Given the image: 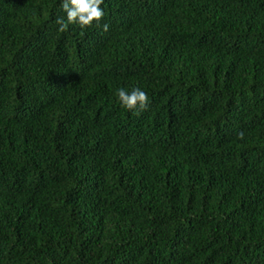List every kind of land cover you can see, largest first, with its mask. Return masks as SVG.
Masks as SVG:
<instances>
[{
  "label": "trees",
  "instance_id": "obj_1",
  "mask_svg": "<svg viewBox=\"0 0 264 264\" xmlns=\"http://www.w3.org/2000/svg\"><path fill=\"white\" fill-rule=\"evenodd\" d=\"M60 4L0 0V264H264V0Z\"/></svg>",
  "mask_w": 264,
  "mask_h": 264
},
{
  "label": "clouds",
  "instance_id": "obj_2",
  "mask_svg": "<svg viewBox=\"0 0 264 264\" xmlns=\"http://www.w3.org/2000/svg\"><path fill=\"white\" fill-rule=\"evenodd\" d=\"M104 0H61V8L66 14L58 17L55 21L58 31L66 32L69 25H78L80 28H90L95 24L101 27L104 32L109 30V24L103 23L105 11L102 8ZM116 96L121 106L129 111H144L150 103L147 92L139 87L131 90L119 88ZM243 138V134H240Z\"/></svg>",
  "mask_w": 264,
  "mask_h": 264
}]
</instances>
